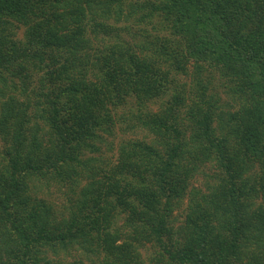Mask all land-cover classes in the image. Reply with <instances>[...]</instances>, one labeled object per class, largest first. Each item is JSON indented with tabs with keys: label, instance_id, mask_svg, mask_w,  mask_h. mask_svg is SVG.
Wrapping results in <instances>:
<instances>
[{
	"label": "trees",
	"instance_id": "trees-1",
	"mask_svg": "<svg viewBox=\"0 0 264 264\" xmlns=\"http://www.w3.org/2000/svg\"><path fill=\"white\" fill-rule=\"evenodd\" d=\"M0 264H264V0H0Z\"/></svg>",
	"mask_w": 264,
	"mask_h": 264
},
{
	"label": "rangeland",
	"instance_id": "rangeland-1",
	"mask_svg": "<svg viewBox=\"0 0 264 264\" xmlns=\"http://www.w3.org/2000/svg\"><path fill=\"white\" fill-rule=\"evenodd\" d=\"M60 201H57L58 203H62V200L61 199H59Z\"/></svg>",
	"mask_w": 264,
	"mask_h": 264
}]
</instances>
